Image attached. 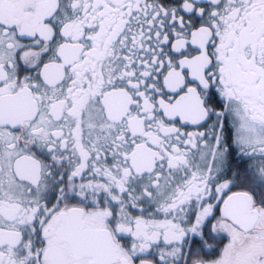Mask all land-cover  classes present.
I'll use <instances>...</instances> for the list:
<instances>
[{
  "label": "snow or ice",
  "instance_id": "obj_1",
  "mask_svg": "<svg viewBox=\"0 0 264 264\" xmlns=\"http://www.w3.org/2000/svg\"><path fill=\"white\" fill-rule=\"evenodd\" d=\"M0 264H264V0H0Z\"/></svg>",
  "mask_w": 264,
  "mask_h": 264
}]
</instances>
